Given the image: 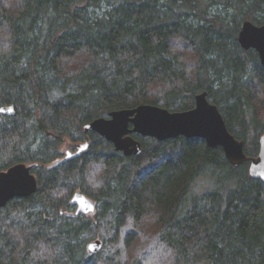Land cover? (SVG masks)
Instances as JSON below:
<instances>
[{
  "label": "trees",
  "instance_id": "trees-1",
  "mask_svg": "<svg viewBox=\"0 0 264 264\" xmlns=\"http://www.w3.org/2000/svg\"><path fill=\"white\" fill-rule=\"evenodd\" d=\"M247 21L264 26V0H0V108L16 111L0 116V172L26 164L39 185L0 209V263L264 264V182L249 162L138 134L142 153L125 156L85 133L141 105L191 110L206 92L255 157L264 67L239 44ZM67 140L89 147L53 166ZM77 191L92 216L76 215Z\"/></svg>",
  "mask_w": 264,
  "mask_h": 264
},
{
  "label": "water",
  "instance_id": "water-1",
  "mask_svg": "<svg viewBox=\"0 0 264 264\" xmlns=\"http://www.w3.org/2000/svg\"><path fill=\"white\" fill-rule=\"evenodd\" d=\"M241 47L255 50L264 67V26L245 22L238 38ZM15 107L0 108V116H14ZM86 135L97 133L112 143L115 150L125 156L140 155L141 143L133 137H142L166 141L178 137L203 139L210 148H222L228 161L235 167L249 160L245 152V143L238 140L229 131L227 123L217 105L208 99L206 92L196 96L195 107L183 112H170L154 105H141L134 109L115 111L108 118H99L85 126ZM89 147V140L77 145V152L68 153L69 157L79 156ZM249 171L253 179L264 182V135L260 140L257 157L250 159ZM37 177L32 167L18 164L7 171L0 172V209L5 208L15 199H27L38 191ZM72 204L76 215H91L96 212V202L81 191H77ZM103 248L100 240L88 245L89 253L94 255ZM2 264V263H0Z\"/></svg>",
  "mask_w": 264,
  "mask_h": 264
},
{
  "label": "rangeland",
  "instance_id": "rangeland-1",
  "mask_svg": "<svg viewBox=\"0 0 264 264\" xmlns=\"http://www.w3.org/2000/svg\"><path fill=\"white\" fill-rule=\"evenodd\" d=\"M262 112H264V111L262 110ZM253 142H255V134H252V135H251V138H250V143H253ZM79 144H82V143H79ZM75 145H76V144L71 143L70 141L67 140V141L64 143V145L62 146V148H61V152L63 153V157H61L59 160H57V161L53 164V166H56V165L61 164V163L65 160V158H66V156H67V154H68L69 152H70V153L74 152V147H75ZM77 145H78V144H77ZM92 215H93V214H91V216H92ZM152 242H153V239H152V238H147L146 243H145V246L148 247Z\"/></svg>",
  "mask_w": 264,
  "mask_h": 264
},
{
  "label": "flooded vegetation",
  "instance_id": "flooded-vegetation-1",
  "mask_svg": "<svg viewBox=\"0 0 264 264\" xmlns=\"http://www.w3.org/2000/svg\"><path fill=\"white\" fill-rule=\"evenodd\" d=\"M264 135V134H263ZM262 135V136H263ZM261 136V137H262ZM261 137H260V140H261ZM260 140H259V151H260ZM244 142V141H243ZM245 143V142H244ZM259 151H258V154H259ZM75 152H77V145H75V148H74V152H72V154H74ZM258 154L255 156V157H257L258 156ZM67 155H69V154H67ZM248 157H249V160L247 161V162H249V165H250V159H252V158H255V157H251V156H249V155H247ZM68 156H66V158L65 159H72V158H75V157H69V158H67Z\"/></svg>",
  "mask_w": 264,
  "mask_h": 264
}]
</instances>
